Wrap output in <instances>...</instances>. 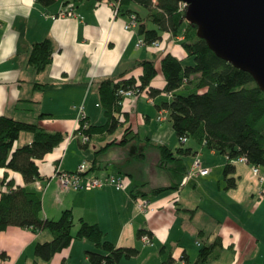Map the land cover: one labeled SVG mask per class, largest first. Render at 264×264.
<instances>
[{
    "label": "crops",
    "instance_id": "0c3cea01",
    "mask_svg": "<svg viewBox=\"0 0 264 264\" xmlns=\"http://www.w3.org/2000/svg\"><path fill=\"white\" fill-rule=\"evenodd\" d=\"M64 1L44 5L39 0H0V115L34 122L39 120L41 112L46 113L41 119L44 126L69 133L65 141L40 161L43 188L36 182L26 183L18 171L0 167V195L8 191L7 183L13 180L15 185L41 194L43 216L57 218L63 210L71 209L76 221L84 218L98 223L116 245L140 249L139 255L124 258L120 264H164L170 256L173 264H196L201 247L218 236L222 239V249L206 264H263L264 181L249 165L236 163L237 187L227 189L223 174L229 162L227 155L206 146L192 145L191 154H200L203 158L200 165L210 168L209 174L198 172L185 185L180 183L177 190L147 196L153 211L144 212L136 204L140 193L173 183L171 174L158 164L160 152L156 146L152 145L157 150L146 152L145 156L139 153V147L153 143L151 139L137 132L139 136L126 144L107 146L114 138L120 139L128 125L110 135H94L96 145H92L91 138L84 147L78 136L72 137L79 123L77 107L80 103L85 104L89 120L95 122V107H102L97 86L103 79L123 72H127V78L139 77L143 69L136 63L153 59L150 55L153 52L159 58L156 60L159 72L152 85L163 87L162 57L170 52L185 59L187 52L180 44L182 37L169 32L164 33L159 47L139 46L141 36L137 27L126 28L130 16L118 13L113 1L85 0L68 5ZM71 5L76 14L61 15ZM47 37L55 42L56 51L52 63L36 74L29 63L30 49L35 42ZM37 81L42 86L37 87ZM137 100L133 102L134 107ZM158 111V119L163 116L160 121L167 119V110ZM146 116L151 119L149 114ZM130 118L131 113L127 124ZM131 130L129 137L135 135L133 127ZM33 137L32 132H22L16 147L32 142ZM133 141L146 143L134 145ZM129 143L131 147L124 149ZM90 147L95 155L93 161L83 157V150H90ZM201 147L208 148L214 162L203 157L206 152L200 151ZM138 157L148 162L145 166L149 174H154L148 175L150 180L136 177L130 163ZM84 161L89 165L88 175L120 174L125 177L127 188L119 190L107 185L99 189L74 190L54 177L57 170L77 171ZM186 187L189 188L185 190ZM138 188L139 194L135 197L132 191ZM141 229L151 234L153 244L149 247L144 246L137 235ZM50 239L49 230L36 232L31 227H8L0 231V264H89L87 251L96 248L88 239H74L51 260L45 261L36 256L35 246L39 241Z\"/></svg>",
    "mask_w": 264,
    "mask_h": 264
},
{
    "label": "trees",
    "instance_id": "16d2710c",
    "mask_svg": "<svg viewBox=\"0 0 264 264\" xmlns=\"http://www.w3.org/2000/svg\"><path fill=\"white\" fill-rule=\"evenodd\" d=\"M39 1L44 5L56 2ZM83 1L65 0L64 3L79 4ZM109 1L115 3L118 13L136 16L138 33L147 45L161 42L167 32L181 36L180 44L189 59L186 61L187 58L181 59L170 52L162 57L161 70L165 77L163 87L152 85L159 72L156 59H142L136 63L137 67L143 69L139 77L127 78V72H123L119 76L103 79L97 90L106 121L95 123L88 116L81 118L74 134L85 133L92 138L97 134H113L120 127L128 125L122 137L114 138L107 146L126 144L139 135L136 133L129 137L132 132V125L127 124L130 112L124 109L125 98L120 90L136 89L149 98L168 94L171 95L169 99L159 102L156 107L168 111L180 139L187 137L198 145L227 155L229 162L223 171L225 188L237 187V178L234 176L236 158L245 156L251 164L264 168V91L254 77L222 59L210 48L207 41L198 35V26L188 19L187 9L181 7V0ZM55 51V42L49 37L32 45L29 63L36 74L42 73L52 63ZM35 84L37 87L42 86L38 81ZM181 89L190 92L182 93ZM44 116L46 113L41 112L39 120L32 122L0 115V167L20 172L28 184L43 178L40 161L69 135L66 131L50 130L44 126L41 123ZM26 131L33 133L32 142L16 147L21 133ZM81 143L86 147L89 142ZM149 145L158 148V164L171 174L173 183L140 193L139 198L146 199L147 196H157L179 188L188 174L184 156L194 150L192 146L184 144L176 149L165 143H147ZM7 184L10 188L0 195V231L11 226L31 227L36 232L49 230L52 239L39 241L35 246V254L42 260H51L74 239H88L95 244V249L87 251L89 264H120L124 258L139 255L138 247L118 246L108 239L98 223H90L84 218L76 221L71 209L63 210L57 218L43 216V200L38 191L15 185L13 180ZM139 189H134L132 195L137 197ZM146 233L151 236L145 229L138 230L137 235L140 238ZM221 249L222 239L218 236L201 247L196 264H206L217 257ZM173 262L170 256L164 264Z\"/></svg>",
    "mask_w": 264,
    "mask_h": 264
},
{
    "label": "water",
    "instance_id": "95a60500",
    "mask_svg": "<svg viewBox=\"0 0 264 264\" xmlns=\"http://www.w3.org/2000/svg\"><path fill=\"white\" fill-rule=\"evenodd\" d=\"M198 35L264 91V0H181Z\"/></svg>",
    "mask_w": 264,
    "mask_h": 264
},
{
    "label": "rangeland",
    "instance_id": "374dc122",
    "mask_svg": "<svg viewBox=\"0 0 264 264\" xmlns=\"http://www.w3.org/2000/svg\"><path fill=\"white\" fill-rule=\"evenodd\" d=\"M151 58L155 59L156 58V54L151 52L150 53ZM187 58V57H186ZM185 58V59H186ZM158 57L156 58V60L158 61ZM189 58L186 59V61H188ZM190 61H192V59H190ZM180 92L182 93H187L190 92L187 89H181ZM93 98V97H92ZM136 105L135 107L133 106V102L136 100ZM168 98V94H163L160 95L156 98H154V101L150 102L148 99V96L145 94H140V95H134L133 97H129V98H125L124 100V106L126 109H128V111L131 113V118H130V124H132V127L134 129L133 135L136 134L137 132H139V134L143 137H149L151 139V141L153 143H165L167 145H169L170 147H172L173 149L178 148L179 146H181L182 144H184L185 146H199L198 144H196L193 140L189 141V142H185L183 143L182 140L180 139V137L177 135V133L175 132L174 128H173V124L168 116V114H166L167 119H165L164 121H160L157 117V115L159 114V111L156 107V104H158L159 102L163 101V100H167ZM152 100V98H151ZM93 100L90 99V102H92ZM85 106V104L80 103L78 108L81 106ZM95 111H96V116H94V121L95 123H102L104 122V109L102 107H95ZM146 114H149L151 116V119L148 120ZM103 141V140H101ZM75 143H77V141H75ZM97 143V138L96 137H92V145H96ZM138 143L141 144H145L146 141H141V142H136L133 141V144L136 145ZM78 145V144H76ZM91 145V146H92ZM129 147H131V144H127V146L124 149H129ZM139 147V146H138ZM93 147H90V150H83V157H85V160H89V161H93L94 159V151L92 149ZM202 148V147H201ZM78 149V147H77ZM80 149V148H79ZM152 150H157L156 147L150 145L148 147H139V153H146V152H150ZM204 150V152H206V154L203 156L206 160L209 161H215V158H213L211 156V154H209V150L208 148H202L200 151ZM124 151V150H123ZM186 157V163L189 166V174L191 176L197 175V173H200L199 171L195 172V163L198 160L199 162L202 161L203 158L200 157V154H190V155H186L184 156ZM148 162L142 161L141 159H139V157L131 162L130 164H132V166L135 168L134 171L136 172V177L141 178V180L143 179H147L150 180L151 176L149 177L148 175H153L154 174H149L148 172V166H145V164ZM210 169V168H209ZM203 175V174H202ZM154 184V180L151 181ZM127 183L125 188H127ZM142 187H146L145 185H142ZM124 188V189H125ZM189 187L184 188L185 190H187ZM144 245V243H143ZM144 246L149 247L150 244H145Z\"/></svg>",
    "mask_w": 264,
    "mask_h": 264
},
{
    "label": "built area",
    "instance_id": "2783aa9c",
    "mask_svg": "<svg viewBox=\"0 0 264 264\" xmlns=\"http://www.w3.org/2000/svg\"><path fill=\"white\" fill-rule=\"evenodd\" d=\"M181 7H184L187 9V4L182 1ZM75 14L76 13H75V9L73 5L68 6L67 9L61 12V15H75ZM136 27H137V18L135 15H132L130 17L129 22L126 24V28L130 29V28H136ZM138 45L139 46H149L145 43V41L142 38L139 39ZM151 45L155 47H159L161 44L159 41H155ZM120 93L124 96V98H129V97H133L134 95L144 94L142 92L138 93L136 89H121ZM86 116L87 115L85 113L84 106H81L79 108V120L81 118H85ZM162 118H163L162 115L159 116V119H162ZM73 136H79L81 141L84 143H87L91 140L90 136L85 133H81L78 135L72 134V137ZM181 140L183 143H185L188 141V138L182 137ZM236 162L249 165L253 173L257 175L261 181H264V168H262L261 166L251 164L245 156H240L236 158ZM195 166H196L195 168H200L199 169L200 173L203 175H207L210 172L209 168L201 167L199 161H196ZM88 168H89L88 163L84 161L80 164L77 171L68 172V171L57 170V172L54 174V177H58L65 187L71 188L74 190L99 189L107 185H113L119 190L125 188L126 179L123 175L116 174V173H109L105 176L88 175ZM190 178H191V175L190 176L187 175L186 177H184V179L181 182V185L182 186L185 185ZM36 183H37V186H39V188H43L44 185L41 179L37 180ZM136 204H137V208L140 211H144V212L153 211L150 205V201L146 198L137 199ZM140 238L143 240L145 244H153L151 236L147 233L143 234Z\"/></svg>",
    "mask_w": 264,
    "mask_h": 264
}]
</instances>
